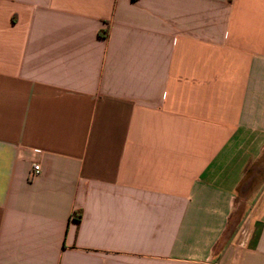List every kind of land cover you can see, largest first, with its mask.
<instances>
[{
  "label": "crops",
  "instance_id": "obj_1",
  "mask_svg": "<svg viewBox=\"0 0 264 264\" xmlns=\"http://www.w3.org/2000/svg\"><path fill=\"white\" fill-rule=\"evenodd\" d=\"M0 264H264V0H0Z\"/></svg>",
  "mask_w": 264,
  "mask_h": 264
},
{
  "label": "built area",
  "instance_id": "obj_2",
  "mask_svg": "<svg viewBox=\"0 0 264 264\" xmlns=\"http://www.w3.org/2000/svg\"><path fill=\"white\" fill-rule=\"evenodd\" d=\"M41 172H42L41 165L38 163H34L32 166V171H31L29 178L34 179L38 177L39 175H41Z\"/></svg>",
  "mask_w": 264,
  "mask_h": 264
},
{
  "label": "trees",
  "instance_id": "obj_3",
  "mask_svg": "<svg viewBox=\"0 0 264 264\" xmlns=\"http://www.w3.org/2000/svg\"><path fill=\"white\" fill-rule=\"evenodd\" d=\"M106 35V34H105Z\"/></svg>",
  "mask_w": 264,
  "mask_h": 264
}]
</instances>
